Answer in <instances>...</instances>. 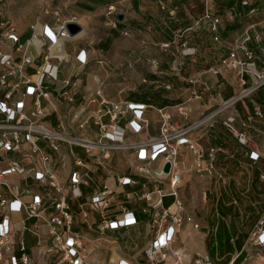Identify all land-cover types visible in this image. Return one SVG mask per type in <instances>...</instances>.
Instances as JSON below:
<instances>
[{
  "label": "built area",
  "instance_id": "1",
  "mask_svg": "<svg viewBox=\"0 0 264 264\" xmlns=\"http://www.w3.org/2000/svg\"><path fill=\"white\" fill-rule=\"evenodd\" d=\"M214 1L202 0V13L193 18L188 27L178 31L173 39L162 43L161 48L166 51L187 32L199 30H204L214 42L220 43L223 17L214 9ZM256 1L236 0L237 4L246 7ZM157 3L171 21H179L177 0H157ZM108 6L115 8L114 4ZM256 12L257 8H253L250 14ZM0 16L2 36L13 46L11 51L0 46V264H215L208 254L196 257L186 248L176 247L181 231L190 233V230L202 228V220L198 215L186 212L180 196L184 171L178 158L182 148L188 146L192 151L197 170L227 181L221 172L216 171L214 164L216 154L224 149L201 146L188 134L193 128L202 126L205 119L196 120L189 126L175 127L171 113L160 108L159 135L128 141V135H139L148 128L145 111L152 106L102 98L101 106L93 116L81 120L73 118L69 125L61 115L57 116V123L47 121L46 117L58 112L51 103L49 84L59 80L60 63L66 60V45L76 35H70L67 23L78 22V18L43 26L36 23L32 26V36L22 41V33L2 8ZM112 25L116 27L117 20ZM255 27L254 22L247 23L233 43H228V55L210 68L214 74L237 70L242 86L249 82L244 76L247 73L252 78L251 85L243 87L237 96L211 112L209 118L264 85V72L258 71L251 62L255 54L248 47ZM124 33L128 34L129 30ZM62 37L65 38L63 42L60 41ZM256 38L260 39V36ZM59 44L63 48L55 51ZM187 44L188 41L184 40L180 54L183 57L196 55L198 49ZM77 60L81 65L88 62L84 49L77 54ZM179 65L176 61L173 70H178ZM62 82L65 86L76 84L69 78ZM193 93L200 97L195 88ZM68 100H73L71 94ZM179 110L187 118L188 113L183 107ZM85 111L82 108V113ZM256 113L263 116L260 106H257ZM104 117L108 120L105 121ZM91 118L97 131L90 136L86 129L92 127ZM124 118L128 120L121 126L120 121ZM224 123L239 144L248 145V135L237 128L235 116H228ZM76 147L81 150L77 151ZM124 149L136 152V161L132 163L133 176H118L117 189L106 181L101 183L97 170L106 169V161L112 158L113 152ZM68 156L73 165L69 175L60 178L59 170L66 167ZM249 157L255 162L260 154L252 151ZM167 163H170L169 172H165ZM9 176L18 177L19 182ZM260 178L264 180V173ZM136 184H140L139 189L126 191L125 186ZM166 195L174 197L167 206L163 204ZM126 199L145 203L133 209L127 206ZM20 212L23 214L16 217L15 214ZM137 212L148 216L149 240L143 250L126 254L118 240L110 238L108 233L139 226L141 221ZM29 233L35 237L33 244H28L25 239ZM251 234L253 245L264 247V211ZM104 247L112 248L108 257L104 256ZM116 247L121 253L113 258Z\"/></svg>",
  "mask_w": 264,
  "mask_h": 264
},
{
  "label": "crops",
  "instance_id": "2",
  "mask_svg": "<svg viewBox=\"0 0 264 264\" xmlns=\"http://www.w3.org/2000/svg\"><path fill=\"white\" fill-rule=\"evenodd\" d=\"M214 2L218 7V12L223 17V25L220 31L222 41L220 43L214 42L209 34V36L206 35L208 39L204 40L202 35L204 30H199L201 33L197 35L194 33H198V31L187 32L184 38L179 39L165 51L161 48V44L173 39L175 34L181 30L175 29V26L170 25L171 22H182L179 18V14H181L183 10L180 6L178 12L179 21H171L168 18L167 12L159 8L157 0L108 1V5L115 4L114 6L118 7L119 14H123V19L118 18L116 27L110 25L105 39L98 44L99 48L96 50L97 54L102 57H106L107 53L109 60L106 61L102 59L98 62H94L92 60V55L89 54L90 59L85 65H79L77 63L75 60L77 48L74 49L73 46L70 51L68 43L71 42L72 39L76 40L87 37L88 31L86 32V29L83 26L84 23L82 18L88 15L89 12L73 16L78 18V22L82 25V30L85 29L86 34L83 35L84 37L70 39L66 45L67 55L70 57L60 63L59 80L55 83H50L48 87L51 92V103H53L56 109H58V112L46 117V120L57 123V116L61 115L63 116L65 123L69 125L73 121V118L81 120L86 116L95 115L97 109L101 106V99L104 98L107 100L108 98L102 94L103 82L101 76L95 71L94 67L97 66L98 69L102 71V74L108 75V68H110L109 63L112 62L121 63L124 66V70L130 67L129 77L136 81L133 91L134 93H137L139 86H143L147 91L146 93L143 92V94H148L149 99L158 101V104H152L149 99H138L137 96L136 98L128 97L130 93L133 92H130L125 99H122V101L142 102L151 105L152 107L146 109L145 111L146 118L148 119L147 114L150 112H154L159 118V130L157 135L151 133L149 122L148 128L141 134L136 136L128 135L126 139L128 141L159 135L161 117L158 109L160 108H165V110L171 113L172 122L175 127H181L188 124V122L195 121L198 113H203L209 108H217V106L221 107L226 102L230 101L239 94L243 87L251 85L249 82L252 78L246 73L244 76L249 82L245 86H242L239 81V74L237 70H223L218 74H214L210 71V68L217 66L221 57L228 55V43H233L235 38L242 33L244 26L247 23L254 22L256 27L251 31L253 39L248 43V47L252 49L255 54L254 58L251 59V62H254V66L258 71L264 72V0H257L252 6L247 7L242 6L240 3L237 4L236 0H219L220 4L217 3L218 0H215ZM180 3L186 10L183 13L190 14L189 17L183 16V20L186 18L184 22L187 21L182 28L184 29L192 23V20H188H190L191 17L192 19L196 17L193 9L197 7V9L201 11L203 10V5L199 3H192L191 0H177V4L180 5ZM0 8H2L4 14L10 18L2 0H0ZM253 8H257V12L251 15L250 11ZM236 13L237 15H235ZM27 27L29 26L21 28L18 27L19 32L22 33L21 38L24 37V31ZM124 30H129V33L125 34ZM32 34L33 29L31 28V34L25 40L29 39ZM257 35L260 36V39L256 38ZM117 40L118 42H116ZM184 40L188 41L187 46L196 47L198 49L196 55L183 57L180 54L179 50L182 48L181 44ZM0 46H2L6 51H11L13 49V46L3 38L2 30H0ZM239 55L242 59H245L242 52H239ZM176 61H179L180 63L178 67L179 69L173 70ZM62 65H64L63 69H61ZM137 68H142L144 70L141 71ZM31 70L33 71V69ZM67 78L72 79L76 82V84L65 86L62 81ZM169 84L172 85L171 88L166 87ZM194 88L200 97L194 96ZM69 94L72 95V101L68 100ZM231 104L225 108V110H230L228 115L235 116V125L237 128L243 130L248 135V145L243 146L235 139V143L238 147L231 149L228 145L229 140H233L235 137L226 127L224 122H222V125L212 124L213 129H206V132L200 128L199 131H190L188 134L194 142L201 146H204L201 141L206 137L209 138L210 134H213V136L209 138V142L211 143L210 147H213L214 145H216V147H221L224 151L219 152V155H224L227 159H234L238 161V163H241V171L248 172V185L247 187H243L244 191L241 192L243 195L247 193L245 194L247 199H237L234 195H232L230 204H233L235 213H239V218H243V215L245 214V212L242 211V203L250 209H256V211L246 212V217H254L255 212L259 217L264 211V180L260 178L262 172L258 174L259 180L262 183H260L259 180L254 183L253 177L255 169L264 165V85L260 86L246 97L238 99L233 105ZM257 106H260L262 109V117L256 113ZM181 107H183V110L188 113L187 118H185L179 110ZM82 108L86 109L83 113ZM104 119L107 121L108 117H104ZM127 120L128 118L122 119L120 121V125L124 126ZM123 121L124 123L122 124ZM90 126L92 127L86 129V132L90 136L95 135L97 126H93V118H91ZM229 132L233 137H229ZM213 143L215 144L213 145ZM185 148L188 149L190 154L192 153L188 146H184L182 148L181 155L184 154ZM252 151L260 154L258 161L254 162L250 159L249 155ZM239 157L245 158L243 160L244 163ZM217 160H219V157H217ZM135 161L136 152L134 150L124 149L114 151L112 158L106 161V169L100 168L97 170L96 174L98 180L101 183L106 181L116 189L119 188L117 177L122 175L133 176L132 163ZM184 164L185 162H183V165ZM72 165V159L68 156L66 167L59 170L60 178L69 175V169ZM215 167L216 171L222 172V170L226 171L229 164H225L224 166L215 165ZM250 168H253V173H249ZM135 177L141 180V177ZM8 178L19 182V179L16 176H9ZM214 178L215 177H210L211 183H213ZM214 182L220 183L221 190L222 187L226 188L227 185L231 183V181L224 182L219 178H216ZM139 188L140 184L125 186L127 192H131L133 189L137 190ZM222 195L223 192L220 191V193H217L215 196L214 199L217 204L221 200ZM222 200L225 201L224 199ZM125 201L127 206L133 209L141 207L145 203V201L134 203L129 201V199H126ZM216 211V217L220 216L218 209H216ZM21 214H23V212L16 213L15 216L19 218ZM193 214L198 215L196 213ZM255 226L256 224L253 225L252 231ZM137 227L138 226L134 228ZM210 227V221H208L205 225L202 221L201 229L190 230V236L193 234L191 244L196 242L195 238L197 236L199 237L201 233L208 235L211 232ZM43 228L45 229L46 227L43 226ZM203 228H206V230L202 231ZM215 228L217 230L218 226ZM222 230L224 234L227 233L226 227ZM231 230L233 231L232 234L237 231L238 235L241 232L240 229ZM27 237L31 239L30 244H33L35 237L30 233L27 234ZM206 241L204 244V250L206 252L205 254H208ZM238 249H240L238 255L242 251H244L243 255L247 252L244 245L236 246L234 250L238 251ZM238 255L231 257L228 261H226V255H224L220 260L224 262L223 264H237L234 263V260ZM41 264L43 263L41 262Z\"/></svg>",
  "mask_w": 264,
  "mask_h": 264
},
{
  "label": "rangeland",
  "instance_id": "3",
  "mask_svg": "<svg viewBox=\"0 0 264 264\" xmlns=\"http://www.w3.org/2000/svg\"><path fill=\"white\" fill-rule=\"evenodd\" d=\"M76 1L77 0H2V2L5 4V9L8 12V15L10 16L12 21L18 25L19 28L29 26L24 31V37L22 38V41L30 36L31 28L36 23L42 26L45 24H54L56 22H62L64 20L71 19L75 15H79V13L75 10ZM191 2L203 5L202 0H191ZM217 3H219V0ZM179 6L183 10L182 13L179 14V18L182 22L170 23L171 26H175V29H182L187 22H184L186 18H184L183 20V16L189 17L190 15L183 13L186 10L185 7L181 5V3ZM214 9L217 10L218 7L216 6V8ZM193 10L196 17L202 13V10L199 11L197 7ZM79 11L81 12L82 10ZM117 14H119V10L116 6L114 9L110 6H100L99 8L95 9L92 12H89L88 15L82 18V21L84 23L83 26L85 27L86 32L88 31L87 37L76 40L72 39L71 42L68 43L70 51L72 50L73 46L74 49L77 48L75 60L79 65H81V63L77 60V54L81 51V49L85 50L88 61L90 59L89 54L92 55V60L94 62H98L102 59L106 61L109 60L107 53L106 57H102L97 54L96 50H98L99 48L98 44L103 39H105L110 25H112V22L114 20H118L119 17L117 16ZM191 20L192 17L188 21ZM85 29L78 36L85 35ZM199 33L201 32L198 31V33L194 34L197 35ZM202 35L204 40L208 39V33L203 31ZM116 42H118V40ZM109 64L110 68H108L107 66L109 71L108 75L102 74V71H100L97 66L94 67L95 71L98 72L101 76L103 82L102 94L109 100H112V102H118L113 100L122 101V99H125L130 92L134 91L136 81L133 78L129 77L130 67L124 70V66L119 62H112ZM63 68L64 65L61 66V69ZM137 69L141 71L144 70L142 68ZM143 92H147L145 90V87L139 86L134 97H141V94H143ZM145 98L149 99V95L146 94ZM149 100L152 104H158V101H155L154 99ZM218 109L219 107L217 106V108H209L203 113H198V115H196V120L205 119V122L199 128H193L192 131H199V129L201 128L206 132V129H213L212 124L222 125V122H224L229 116L228 114L230 110L221 109L216 116L212 118L208 117L211 112L217 111ZM147 117L150 122L151 133L157 135L159 130L158 115L154 112H150L149 114H147ZM193 122L194 121L188 122L186 126L191 125V123ZM123 123L124 121L122 122V124ZM228 134L230 138L233 137L230 132ZM212 136L213 134H210L209 138ZM209 138L206 137L201 141L202 144L206 147H210L211 143L209 142ZM235 141V138L233 140H229L228 145L231 149H235L236 147H238ZM214 144L215 143H213V145ZM214 146L216 147V145ZM76 150L80 151L81 149L76 147ZM219 152L216 154L214 164L216 166H224L225 164H229V167L226 169V171L222 170L221 173L223 174L227 182L231 181V183L227 185L226 188L222 187V190L220 189V181L218 183L214 182L217 178L216 176L213 183H211L210 176L206 175L205 171H199L194 167V155H192V153L190 154L188 149L185 148L184 154L180 155L178 158L180 161L181 169L184 171L183 183L180 188V196L185 203L186 212L198 214V216L202 219L204 225L207 224L208 221H210L211 232L208 235L201 233L199 237L197 236L195 238L196 242L191 244L193 234L190 236V233L181 231L180 235L177 238L176 247H184L189 253L194 254L197 257L198 255L206 253L204 250V244L207 240L206 246L211 259L215 264H223L224 262L220 260L222 256L226 255V261H228L231 259V257L238 255L240 249H238V251L234 250L236 248L234 241L239 236L241 245H244L247 251L245 252L246 254L244 259L239 264H264V247H257L253 245V242L251 241L252 227L254 224H256L258 216L255 212L254 217H246V212L256 211V209H250L249 207L244 206L242 203V211L245 212V214L243 215V218H239V213L236 214L233 209V204H230L232 195H234L237 199H247L245 196V194L247 193L243 195L241 194V192L244 191L243 187H247L248 185V172L241 171V163H238V161L236 160H234L235 162L230 161V159L225 158L224 155H219ZM217 157H219V160H217ZM205 158L208 160V156H206ZM239 158L242 159V161L245 159L244 157ZM183 162H185L184 165ZM252 171L253 168H250L249 173H253ZM259 182L262 183L260 180ZM161 187L164 188L165 185H161ZM220 191L223 192V195L221 200L217 204L214 198L217 193H220ZM173 199L174 197L166 195L163 198V204L167 206L173 201ZM222 199H224L225 201H223ZM216 209H218V211L220 212V216L218 217H216L215 215L217 213ZM137 216L141 221L137 228L122 229L117 232L108 233L110 238H116L118 240V244L121 246L122 252L126 254H135L136 252L143 250L144 246L149 240V235L147 234L146 227L148 216L147 214L139 212H137ZM217 224H219L218 231L215 229ZM224 227L228 229L229 236H231L230 239H232L230 241V248L227 247L228 236H225L222 230ZM231 229H240L241 232L238 235L237 231L232 234L233 231ZM204 230H206V228L202 229V231ZM25 239L27 243L30 244L31 239L27 236ZM105 244H108V246L111 245L110 242H105ZM104 253V256L108 257L112 253V248L104 247ZM114 253H116L114 255H117L121 253V251L118 247H116L114 249ZM143 258L144 257H142V259Z\"/></svg>",
  "mask_w": 264,
  "mask_h": 264
},
{
  "label": "trees",
  "instance_id": "4",
  "mask_svg": "<svg viewBox=\"0 0 264 264\" xmlns=\"http://www.w3.org/2000/svg\"><path fill=\"white\" fill-rule=\"evenodd\" d=\"M108 1H112V0H77L76 3H75V10L79 13V14H83V13H87V12H92L94 11L95 9H97L98 7L100 6H104V5H108L107 2ZM99 5V6H98ZM94 7V8H93ZM79 10H82L81 12ZM136 95V93H130V95L128 97L130 98H136L134 97ZM145 95L146 94H141V97L137 96L138 99H144L146 100L145 98ZM215 125V124H214ZM213 126V125H212ZM230 161H234V159H230ZM235 162V161H234ZM262 172L264 173V165H261L260 168L258 169H255L254 171V179H253V182L256 183L258 182L259 180V177H258V174ZM218 228H219V224H217ZM217 228V230H218ZM227 233H225L224 235L225 236H228V243H227V247H231V244H230V241L232 239H230L231 236H229V233H228V229L226 230ZM240 237L238 236L235 241H234V244L236 246H241V243L239 241ZM243 252L242 251L234 260V263H237L239 264L245 257V255H243Z\"/></svg>",
  "mask_w": 264,
  "mask_h": 264
},
{
  "label": "water",
  "instance_id": "5",
  "mask_svg": "<svg viewBox=\"0 0 264 264\" xmlns=\"http://www.w3.org/2000/svg\"><path fill=\"white\" fill-rule=\"evenodd\" d=\"M117 16L119 17V19H123V14H117ZM67 28L69 30L70 35H75L76 33H78L79 31L82 30V25L80 23H78V22H71L70 21V22L67 23ZM60 47L62 49L63 45H61V44L57 45L55 47V51H58L60 49ZM236 101H234L231 105L236 103ZM169 170H170V163H167V165L165 167V172H169Z\"/></svg>",
  "mask_w": 264,
  "mask_h": 264
},
{
  "label": "bare ground",
  "instance_id": "6",
  "mask_svg": "<svg viewBox=\"0 0 264 264\" xmlns=\"http://www.w3.org/2000/svg\"><path fill=\"white\" fill-rule=\"evenodd\" d=\"M84 30V29H83ZM82 30V31H83ZM82 31H80L78 34H76L73 38H79V37H84V36H78L80 33H82ZM69 39V38H68ZM65 40V38L64 37H62V38H60V41H64ZM65 57L66 58H69L70 56L69 55H65ZM115 257V255L113 256V258Z\"/></svg>",
  "mask_w": 264,
  "mask_h": 264
}]
</instances>
